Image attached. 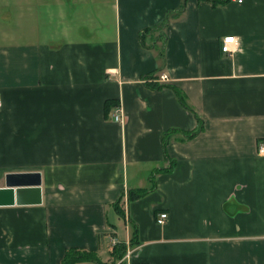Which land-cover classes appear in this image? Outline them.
<instances>
[{
    "label": "crops",
    "instance_id": "crops-1",
    "mask_svg": "<svg viewBox=\"0 0 264 264\" xmlns=\"http://www.w3.org/2000/svg\"><path fill=\"white\" fill-rule=\"evenodd\" d=\"M182 1L0 0V264H264V0Z\"/></svg>",
    "mask_w": 264,
    "mask_h": 264
},
{
    "label": "water",
    "instance_id": "water-1",
    "mask_svg": "<svg viewBox=\"0 0 264 264\" xmlns=\"http://www.w3.org/2000/svg\"><path fill=\"white\" fill-rule=\"evenodd\" d=\"M40 182L41 176L38 172L7 173L3 186H0V204H38L41 202Z\"/></svg>",
    "mask_w": 264,
    "mask_h": 264
},
{
    "label": "trees",
    "instance_id": "trees-1",
    "mask_svg": "<svg viewBox=\"0 0 264 264\" xmlns=\"http://www.w3.org/2000/svg\"><path fill=\"white\" fill-rule=\"evenodd\" d=\"M184 1V0H183ZM181 2V9L184 7V2ZM212 3H214L215 5L220 3L222 0H210ZM167 21V20H166ZM166 21L164 23V25L166 24ZM163 25V26H164ZM142 36H141V41H142V44L144 43L143 40H142ZM159 55H160V58L163 56V52L162 50H159ZM156 77V74H153L151 75V78H155ZM177 94H178V98L182 101L183 103V100L181 99V93L177 90L176 91ZM107 102L106 103V106H108V108L111 106V102H108L107 100L105 101ZM147 190H137V188H133L132 190H130L126 197L129 199V200H133V198L135 197H141V195H143L144 193H146ZM119 213L122 212V210H119L118 208H116ZM135 232V226L133 227V234ZM132 234V235H133ZM124 244H121V246H123ZM120 255V254H119ZM121 256V255H120ZM81 259H94V255L93 253L91 252H87L85 250H78V249H75V248H68L66 251H64V255L61 259V262L59 264H76L78 263L79 261H81Z\"/></svg>",
    "mask_w": 264,
    "mask_h": 264
},
{
    "label": "built area",
    "instance_id": "built-area-1",
    "mask_svg": "<svg viewBox=\"0 0 264 264\" xmlns=\"http://www.w3.org/2000/svg\"><path fill=\"white\" fill-rule=\"evenodd\" d=\"M237 1H240V0H237ZM233 39H234V37L232 35H229V36L225 35V36L222 37V41H221V43H222L221 44L222 52H226L228 54H231L233 52V50H232V40ZM156 80L157 81H161V83H165V82L168 81V77L164 73H159L158 76L156 77ZM0 105H1V99H0ZM119 111H120V108H119V106H117L116 111L112 113L113 119L115 121L121 119V115H120ZM257 150L259 151V153H262L263 150H264V143L259 145V148H257ZM167 216L168 215H167L166 211H161L158 214L155 222L158 223V224H161V223H163V221L165 219H167ZM109 238L111 240V244L112 245H115L118 242L117 239L114 238V237L110 236ZM130 254H131V251L127 250V252L125 253L124 257L127 259V258H129Z\"/></svg>",
    "mask_w": 264,
    "mask_h": 264
},
{
    "label": "rangeland",
    "instance_id": "rangeland-1",
    "mask_svg": "<svg viewBox=\"0 0 264 264\" xmlns=\"http://www.w3.org/2000/svg\"><path fill=\"white\" fill-rule=\"evenodd\" d=\"M81 264H85V263H81Z\"/></svg>",
    "mask_w": 264,
    "mask_h": 264
}]
</instances>
